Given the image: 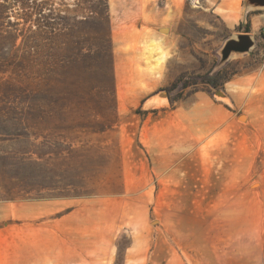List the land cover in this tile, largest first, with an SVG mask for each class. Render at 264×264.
Returning <instances> with one entry per match:
<instances>
[{"label":"rangeland","instance_id":"374dc122","mask_svg":"<svg viewBox=\"0 0 264 264\" xmlns=\"http://www.w3.org/2000/svg\"><path fill=\"white\" fill-rule=\"evenodd\" d=\"M246 1L0 0V264H264Z\"/></svg>","mask_w":264,"mask_h":264},{"label":"water","instance_id":"95a60500","mask_svg":"<svg viewBox=\"0 0 264 264\" xmlns=\"http://www.w3.org/2000/svg\"><path fill=\"white\" fill-rule=\"evenodd\" d=\"M247 7H258L264 6V0H247ZM168 32V30H167ZM255 46L254 40L250 34H241L236 38L229 39L224 48L222 49L221 55V65L224 64L232 54H245L249 53L251 49Z\"/></svg>","mask_w":264,"mask_h":264},{"label":"crops","instance_id":"0c3cea01","mask_svg":"<svg viewBox=\"0 0 264 264\" xmlns=\"http://www.w3.org/2000/svg\"><path fill=\"white\" fill-rule=\"evenodd\" d=\"M253 9H264V6L252 7ZM241 10H239V5L235 4L230 8V11L227 13V21L230 25L234 26L241 22L240 20ZM250 24L252 30H258L262 25H264V13H258L250 17Z\"/></svg>","mask_w":264,"mask_h":264},{"label":"trees","instance_id":"16d2710c","mask_svg":"<svg viewBox=\"0 0 264 264\" xmlns=\"http://www.w3.org/2000/svg\"><path fill=\"white\" fill-rule=\"evenodd\" d=\"M16 1H19V0H16ZM26 3V2H25ZM26 4H28V3H26ZM35 33H37V32H35Z\"/></svg>","mask_w":264,"mask_h":264},{"label":"bare ground","instance_id":"6f19581e","mask_svg":"<svg viewBox=\"0 0 264 264\" xmlns=\"http://www.w3.org/2000/svg\"><path fill=\"white\" fill-rule=\"evenodd\" d=\"M163 58V57H162Z\"/></svg>","mask_w":264,"mask_h":264}]
</instances>
